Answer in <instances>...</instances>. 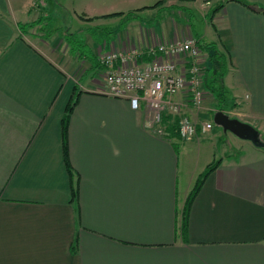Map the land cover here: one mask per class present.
Segmentation results:
<instances>
[{
    "label": "crops",
    "instance_id": "0c3cea01",
    "mask_svg": "<svg viewBox=\"0 0 264 264\" xmlns=\"http://www.w3.org/2000/svg\"><path fill=\"white\" fill-rule=\"evenodd\" d=\"M178 1L0 0V264H264V147L240 139L220 157L184 230L186 199L215 158L185 179L170 131L148 127L145 110L106 94L99 53H146L184 38L163 14ZM182 1L217 6L212 42L228 50L224 84L239 103L236 117L264 134V0ZM115 13L122 14L106 16ZM65 19L84 28L76 30L85 35L82 57L59 32L21 31L28 22ZM77 93L68 125L79 181L73 200L62 120ZM194 109L181 114L195 122ZM196 145L199 155L209 146Z\"/></svg>",
    "mask_w": 264,
    "mask_h": 264
},
{
    "label": "built area",
    "instance_id": "2783aa9c",
    "mask_svg": "<svg viewBox=\"0 0 264 264\" xmlns=\"http://www.w3.org/2000/svg\"><path fill=\"white\" fill-rule=\"evenodd\" d=\"M151 60L138 63L144 52L137 48L126 52L99 53V61L107 67L106 94L128 99L132 109L145 110L146 125L159 128L164 115L179 118V136L191 140L205 133L213 124H199L184 118L175 97L185 94L188 101L199 107L206 93L204 53L194 35L162 41L146 52ZM204 55L207 58L206 53ZM162 131V130H161Z\"/></svg>",
    "mask_w": 264,
    "mask_h": 264
},
{
    "label": "rangeland",
    "instance_id": "374dc122",
    "mask_svg": "<svg viewBox=\"0 0 264 264\" xmlns=\"http://www.w3.org/2000/svg\"><path fill=\"white\" fill-rule=\"evenodd\" d=\"M180 1V2H179ZM177 3H179L176 10H166L163 14L164 15H170L174 17V20L178 26L182 27L185 30V36L187 35H195L199 36L204 42H212L216 41L218 37V31H216L212 23L214 21H211V17H213V11L217 7L216 5H207L203 3V5H194L189 2H184L182 0H179ZM158 3V4H157ZM155 5L159 6L163 4L162 1L157 2ZM154 6V5H153ZM155 6V7H156ZM154 8V7H153ZM126 14L127 17H130ZM65 18V17H63ZM213 20V19H212ZM73 23L62 20V22H51L46 21L42 22L41 20H37L34 22H28L26 24H23L21 26V31L23 33H40L41 35H49L52 33H57V36H60V40L63 45H68L70 48V52L72 49V52L74 57H82L80 54V45L85 42L84 36L82 33H78L76 30H84L83 27H75L77 26L78 22ZM72 27L71 33H67L68 27ZM38 27V28H36ZM32 31V32H31ZM55 35V34H54ZM56 37V36H55ZM54 38V37H53ZM64 48V47H63ZM70 56H73L72 54ZM99 56V55H98ZM202 56L204 58V64L207 65V58L202 53ZM79 62V61H78ZM82 66L78 65V67L74 70V77L78 78L81 76ZM205 79V77H204ZM228 107L224 108L223 111L227 115H229L232 118H237V112L239 110V103L235 101L231 94L228 95ZM203 101L201 102L199 107H195L191 102L188 100L182 101V103L178 102L180 104V110H184L185 108H190L193 106L195 109L194 112L197 113V118L195 121L199 124H205V123H211L213 124L212 128L207 130L205 133H202L203 136L196 138L194 137L191 140H179L177 146V151L180 152V175L185 176V179L187 177V174L191 175L195 170L199 168H202L204 166V160H207V158L210 156L215 158V160L220 159V157H224V154L229 152L231 149V146H236L237 143H241L242 141L240 138H237L233 133L231 132H225L223 128L216 125L214 123L213 117L214 113L219 111L217 106V97H215L214 94H208L206 91ZM233 102L235 103L234 106H232ZM185 114V113H184ZM199 115L201 117L199 118ZM190 120L194 121V119ZM164 126V125H162ZM161 127L156 128V130L161 132ZM165 127V126H164ZM261 138L264 141V134L261 133ZM203 142L204 146L209 145L207 148H204L202 150H199L200 155L197 151V142ZM247 141V140H246ZM252 143V142H249ZM253 144V143H252ZM190 146V147H189ZM187 148V149H186ZM264 149V148H263ZM211 159V160H212ZM197 180V179H196ZM195 180V181H196ZM181 200V195L180 198Z\"/></svg>",
    "mask_w": 264,
    "mask_h": 264
},
{
    "label": "trees",
    "instance_id": "16d2710c",
    "mask_svg": "<svg viewBox=\"0 0 264 264\" xmlns=\"http://www.w3.org/2000/svg\"><path fill=\"white\" fill-rule=\"evenodd\" d=\"M158 4V3H157ZM156 4V5H157ZM156 5L152 6L155 7ZM145 8V7H144ZM122 13H115L111 15L106 16H115V15H121ZM213 17H211L212 21ZM22 26V25H21ZM23 27V26H22ZM215 28V27H214ZM195 36V35H194ZM199 46L201 50L206 53L207 55V65H206V73H205V79H204V89L208 92V94H214L215 97H217V106L218 110H223L224 108L228 107V95L230 94L229 90L226 88L224 84V78L226 74L229 72L230 69V60H229V54L228 50H226L225 46L223 44H220L219 42H204L200 39H198ZM147 55L149 58L145 60L143 58L144 55ZM99 61V56H97ZM143 58V59H142ZM151 60L150 55L147 53L142 54L139 59L138 63H145ZM100 62V61H99ZM101 63V62H100ZM103 65V64H102ZM106 67L105 65H103ZM107 69V67H106ZM78 93L74 96V98L69 102L63 120H62V135H63V146H64V155H65V161L68 169V173L70 174V177L72 179V198L73 200H76L78 197V179L74 180V171L72 169V166L69 161V149H68V125L70 117L73 113V110L78 102ZM228 102V103H227ZM234 102L232 106H234ZM215 114V113H214ZM163 125L169 130L168 135L172 141L174 140H182L179 136V118L170 114L164 115L163 118ZM221 164V159L212 161L205 170L199 175L197 178L192 190L190 191L186 203L185 208L183 212V222L182 226L185 230L187 225V218L190 206L199 193L201 187L203 186L205 180L208 178V176L216 170ZM75 249V246H74Z\"/></svg>",
    "mask_w": 264,
    "mask_h": 264
},
{
    "label": "water",
    "instance_id": "95a60500",
    "mask_svg": "<svg viewBox=\"0 0 264 264\" xmlns=\"http://www.w3.org/2000/svg\"><path fill=\"white\" fill-rule=\"evenodd\" d=\"M214 123L225 132H231L240 139L252 142L257 147H264L260 131L253 125L243 122L237 118H232L223 111H217L213 117Z\"/></svg>",
    "mask_w": 264,
    "mask_h": 264
}]
</instances>
